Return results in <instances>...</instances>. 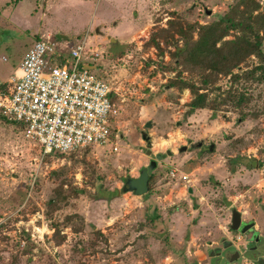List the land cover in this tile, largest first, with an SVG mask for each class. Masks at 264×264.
I'll return each instance as SVG.
<instances>
[{"label": "rangeland", "instance_id": "obj_1", "mask_svg": "<svg viewBox=\"0 0 264 264\" xmlns=\"http://www.w3.org/2000/svg\"><path fill=\"white\" fill-rule=\"evenodd\" d=\"M15 1L0 0V88L36 41L52 36L75 48L87 39L84 64L118 91L121 115L116 144L63 155H44L21 127L0 119V264H264V82L243 79L234 86L241 104L190 115V90L171 85L174 48L159 38L160 56L151 39H178L170 27L212 24L255 3L253 15L264 14V0ZM97 48L100 58L90 54ZM258 64L252 56L241 71ZM230 85L221 75L212 98ZM159 154L151 193H123ZM173 167L192 182L171 180ZM234 209L255 223L252 245L251 234L231 230ZM224 242L238 260L224 258Z\"/></svg>", "mask_w": 264, "mask_h": 264}, {"label": "built area", "instance_id": "obj_2", "mask_svg": "<svg viewBox=\"0 0 264 264\" xmlns=\"http://www.w3.org/2000/svg\"><path fill=\"white\" fill-rule=\"evenodd\" d=\"M86 40L75 48L67 40L47 36L36 41L10 81L0 88V115L19 123L25 138L44 155L113 146L114 124L121 108L113 86L84 70ZM100 49L91 51L100 58ZM117 151L118 147H113ZM171 180L191 183L178 168Z\"/></svg>", "mask_w": 264, "mask_h": 264}, {"label": "trees", "instance_id": "obj_3", "mask_svg": "<svg viewBox=\"0 0 264 264\" xmlns=\"http://www.w3.org/2000/svg\"><path fill=\"white\" fill-rule=\"evenodd\" d=\"M248 9L233 8L212 24L191 25L189 29L180 23L175 27H170L169 29H173L178 39L175 36L170 38V32H167L165 37H162L163 35L160 33L152 35L151 39L157 43L155 47L160 56L165 54V50L158 42L159 38L165 40V46L174 48V51L169 50L171 57L169 66H173L172 70L177 71L178 74H176V78L171 82V85L172 88L177 87L181 91L190 90L192 100L187 104L190 115L197 110L217 111L222 105L241 104L245 99V95L239 94L238 90H234V86H237L243 79L264 82V52L262 49L264 14L253 15L259 9V4L256 3L254 8ZM196 31L197 38L194 37ZM232 34H234L233 38L226 40ZM180 42H182V45H180ZM252 56L258 58L259 64L242 72V65ZM185 72L189 73L192 77L191 80L184 79L183 73ZM221 75L229 77L231 85L218 100L212 98L211 95L221 91L216 86ZM195 76L198 77L197 82L193 81ZM0 119L21 127L19 123L11 122L1 115ZM79 150L82 149H77L73 153L77 154ZM81 163L85 164L86 162L81 160ZM153 177L152 174L150 182H152ZM57 193L60 201L62 199L65 202L69 198L68 194ZM149 193H151V190ZM52 203L55 206L57 205L54 204V201ZM60 232L56 228V233Z\"/></svg>", "mask_w": 264, "mask_h": 264}, {"label": "water", "instance_id": "obj_4", "mask_svg": "<svg viewBox=\"0 0 264 264\" xmlns=\"http://www.w3.org/2000/svg\"><path fill=\"white\" fill-rule=\"evenodd\" d=\"M207 13H208V15L211 14V12H209V11ZM93 69H94V67H92V66H88V65L84 66V70H86V71H91ZM146 127L150 128L151 124L148 123L146 125ZM212 149H213V146L210 147V150H212ZM186 150H187V148L183 147L180 149V152H184ZM168 154L171 155L172 152L169 151ZM162 160H163L162 155H160V154L156 155V160L152 161L151 164L147 168H145L141 171L139 178H137V179L128 178L125 182L123 189H122L123 193H133L135 196H138V197H142V196L147 195L150 191V176L152 175L154 170L157 168L158 162H160ZM255 226L256 225L254 222L246 223L243 226L242 214L235 209L233 210V212H232V223H231V230L232 231L241 230V233L246 234L248 231L252 230L253 228L255 229ZM255 237H256V240H258V238H259L258 233H255ZM253 238L254 237L252 236L251 240H254ZM212 256H214L213 253H212ZM233 260H237V256Z\"/></svg>", "mask_w": 264, "mask_h": 264}, {"label": "flooded vegetation", "instance_id": "obj_5", "mask_svg": "<svg viewBox=\"0 0 264 264\" xmlns=\"http://www.w3.org/2000/svg\"><path fill=\"white\" fill-rule=\"evenodd\" d=\"M251 223V222H250ZM246 224V222H243V226ZM241 231V230H239ZM255 233H257L255 231V229L253 228L252 230L248 231L245 235L251 234L254 238V240H251V242H249V245H252L251 243L257 242L256 237H255ZM234 248V246H232V244L224 242V248H223V252L225 255V259L229 262V261H236L233 260L236 256H237V260L240 257V254L238 252H236V248H234V250L232 249ZM252 249H255V247H253ZM217 256L221 255V252H217L216 253ZM227 255H229L228 257H226Z\"/></svg>", "mask_w": 264, "mask_h": 264}, {"label": "crops", "instance_id": "obj_6", "mask_svg": "<svg viewBox=\"0 0 264 264\" xmlns=\"http://www.w3.org/2000/svg\"><path fill=\"white\" fill-rule=\"evenodd\" d=\"M20 1H21V0H16L15 3L18 4ZM41 1H42V0H41ZM40 4H42V2H41ZM16 6H17V5H16ZM102 17H103V16H102ZM102 17H101V19H100L98 22H105V20H104ZM153 23H154L153 25H157V24L159 25V24H161L162 22H159V23H158V22H156V20H155ZM117 24H119V23H117ZM120 25H122V24L116 25L117 27H115V29L120 28V27H121ZM115 29H114V30H115ZM65 40H68V39H65ZM85 40H87V39H85ZM33 45H34V44H33ZM33 45H32V46H33ZM32 46H31V47H32ZM29 50H30V49H29ZM23 59H24V58H23ZM91 71H92V70H91ZM91 71H90V72H91ZM117 92H118V91H117ZM113 99H114V100L117 102V104L120 106L119 101H118V94H117V93L113 96ZM120 108H121V107H120Z\"/></svg>", "mask_w": 264, "mask_h": 264}]
</instances>
